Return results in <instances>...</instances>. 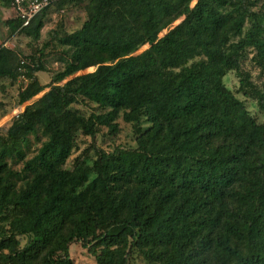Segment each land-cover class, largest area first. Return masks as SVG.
Returning a JSON list of instances; mask_svg holds the SVG:
<instances>
[{
    "label": "trees",
    "instance_id": "obj_1",
    "mask_svg": "<svg viewBox=\"0 0 264 264\" xmlns=\"http://www.w3.org/2000/svg\"><path fill=\"white\" fill-rule=\"evenodd\" d=\"M68 1L7 23L39 40L46 12ZM193 1L90 0L59 37L51 85L34 55L0 44V78H30L20 104L50 87L0 133V264H74L76 241L97 264H128L134 249L150 264H264V125L224 82L236 71L264 111V83L241 67L264 49V14L259 0ZM80 98L103 110L79 113ZM120 116L137 147L98 149L91 181L67 167L78 132L115 134Z\"/></svg>",
    "mask_w": 264,
    "mask_h": 264
},
{
    "label": "rangeland",
    "instance_id": "obj_2",
    "mask_svg": "<svg viewBox=\"0 0 264 264\" xmlns=\"http://www.w3.org/2000/svg\"><path fill=\"white\" fill-rule=\"evenodd\" d=\"M89 3L90 0H72L62 6L55 5L50 8L45 15L46 22L42 29L41 38L34 40L21 32L11 30L7 20L15 17L12 0H0V44L5 43L25 55H34L36 62L42 63L45 67L44 70L35 71L34 77L43 85H51L54 74L61 70L64 65V48L59 43V37L64 32H73L82 26L88 17ZM194 3L195 0L191 5ZM254 10L257 12L262 11L264 14V0H259ZM262 20L264 21V17ZM166 32L167 30L163 31L159 37ZM149 46V44H145L133 54L140 53ZM262 59L264 62V49L249 48L241 61L242 69L250 73L251 80L259 86L264 83V67L262 61L260 62ZM92 69L94 68L91 67L89 70ZM29 81L30 78L25 72L16 80L0 78V101L2 102L0 106V133L4 134L7 131L14 118L24 111L26 105L34 102L50 89V87H47L40 95L24 104H20L19 94L28 85ZM224 82L238 98L245 102L248 110L257 118L258 122L264 125V111L259 108L256 100L240 90V77L237 72L230 71L225 76ZM71 108L86 116H89L92 112L103 110L97 104L83 98L75 102ZM117 122L119 131L115 134H112L107 126H101L95 137L78 132L76 145L67 167L72 168L78 163L82 168L91 169L89 172V181H91L96 176L92 168L94 161L97 159L98 149L113 151L117 147H137V134L133 123L125 121L122 116L117 119ZM39 145L40 143L34 140L28 157L34 155ZM21 166L22 164L15 165L16 168ZM0 225L8 224L0 219ZM27 240V237H23L22 246L25 245ZM70 255L74 264H97L95 256L90 253L89 248L84 245L83 241H76L70 245ZM128 264L150 263L138 250L134 249L131 251Z\"/></svg>",
    "mask_w": 264,
    "mask_h": 264
},
{
    "label": "built area",
    "instance_id": "obj_3",
    "mask_svg": "<svg viewBox=\"0 0 264 264\" xmlns=\"http://www.w3.org/2000/svg\"><path fill=\"white\" fill-rule=\"evenodd\" d=\"M60 0H12L15 17L23 20V26L28 25L32 19L43 9Z\"/></svg>",
    "mask_w": 264,
    "mask_h": 264
}]
</instances>
